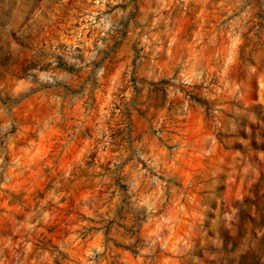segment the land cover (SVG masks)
Returning a JSON list of instances; mask_svg holds the SVG:
<instances>
[{"label":"clouds","instance_id":"1","mask_svg":"<svg viewBox=\"0 0 264 264\" xmlns=\"http://www.w3.org/2000/svg\"><path fill=\"white\" fill-rule=\"evenodd\" d=\"M260 129L264 0H0V264H264Z\"/></svg>","mask_w":264,"mask_h":264},{"label":"rangeland","instance_id":"2","mask_svg":"<svg viewBox=\"0 0 264 264\" xmlns=\"http://www.w3.org/2000/svg\"><path fill=\"white\" fill-rule=\"evenodd\" d=\"M109 64L110 65H115L116 61L114 56L113 57H109ZM28 108H34L36 110L37 113L42 111L41 106L39 105V103H32L31 101L28 102ZM33 113L29 112L27 109L23 110V119L24 120H28L30 118H32ZM27 127V125H26ZM202 130V125L200 123L197 122V119L194 117L192 123L189 126V133L190 139H194L196 138L200 131ZM259 132H264V129H260L258 130L255 138H251L245 134H241L240 137H238V139H243L246 143H249L250 145H254L256 141H259L260 143H264V135H260ZM65 132L64 129H56L54 131V133L52 135L49 136V138L47 139L46 142L41 141L38 142V150L39 151H46V152H50V153H54L55 149L58 147L59 141H58V137L62 138L64 136ZM31 142V141H29ZM23 145H21L22 147ZM74 148H79V147H83V145H74ZM226 151V150H224ZM255 151L254 147H250L249 148V155H251L253 152ZM232 164V160L230 157L226 158V166L227 165H231ZM205 164L200 161L199 159H189L188 161H186V168L185 171L187 172L188 169H196V168H204ZM38 173H42L43 170H37ZM191 174V173H189ZM54 176H49L47 173H43V174H39L38 175V180L40 181V187L41 188H46L48 185H50L51 181L54 179ZM229 179H235L236 180V185L235 187H240V183H239V178H233L230 177ZM257 187L259 188V196H260V201L258 203L257 206H253L252 210H251V216L255 217L256 219H260L262 215H264V175L261 176L259 184L258 185H253V190L257 189ZM226 195H227V190H226ZM10 206H12L10 204ZM68 215H72L71 209L69 208ZM252 222L250 221L249 223V227L251 228ZM58 227V226H57ZM46 233H47V239H46V243L50 244L52 242V238L54 236V232L53 229H46Z\"/></svg>","mask_w":264,"mask_h":264}]
</instances>
